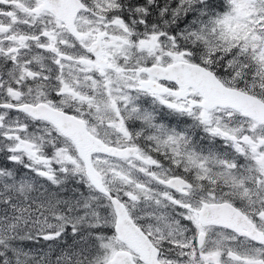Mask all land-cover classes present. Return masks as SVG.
Segmentation results:
<instances>
[{
    "label": "snow or ice",
    "instance_id": "snow-or-ice-1",
    "mask_svg": "<svg viewBox=\"0 0 264 264\" xmlns=\"http://www.w3.org/2000/svg\"><path fill=\"white\" fill-rule=\"evenodd\" d=\"M0 264H264V0H0Z\"/></svg>",
    "mask_w": 264,
    "mask_h": 264
},
{
    "label": "rangeland",
    "instance_id": "rangeland-1",
    "mask_svg": "<svg viewBox=\"0 0 264 264\" xmlns=\"http://www.w3.org/2000/svg\"><path fill=\"white\" fill-rule=\"evenodd\" d=\"M42 243L43 241L38 244H33L29 242V245H26L25 247L26 249L31 248L33 250V254L43 255V253L47 251V248Z\"/></svg>",
    "mask_w": 264,
    "mask_h": 264
},
{
    "label": "flooded vegetation",
    "instance_id": "flooded-vegetation-1",
    "mask_svg": "<svg viewBox=\"0 0 264 264\" xmlns=\"http://www.w3.org/2000/svg\"><path fill=\"white\" fill-rule=\"evenodd\" d=\"M26 245H29V244H28V243H26ZM26 245H25V246H26ZM43 245L45 246V243H43Z\"/></svg>",
    "mask_w": 264,
    "mask_h": 264
},
{
    "label": "trees",
    "instance_id": "trees-1",
    "mask_svg": "<svg viewBox=\"0 0 264 264\" xmlns=\"http://www.w3.org/2000/svg\"><path fill=\"white\" fill-rule=\"evenodd\" d=\"M44 243V242H43Z\"/></svg>",
    "mask_w": 264,
    "mask_h": 264
}]
</instances>
